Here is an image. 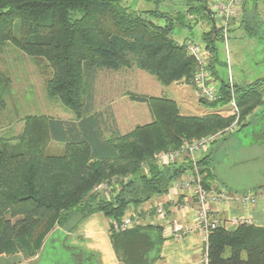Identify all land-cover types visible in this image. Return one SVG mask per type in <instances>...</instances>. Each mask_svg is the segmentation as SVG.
Wrapping results in <instances>:
<instances>
[{"label":"trees","instance_id":"obj_1","mask_svg":"<svg viewBox=\"0 0 264 264\" xmlns=\"http://www.w3.org/2000/svg\"><path fill=\"white\" fill-rule=\"evenodd\" d=\"M247 1H241L242 7ZM192 10L202 11L212 23L217 20L208 0ZM248 10L242 23L250 28L255 16ZM145 14L170 18V23L157 24ZM176 24L192 27L184 14L138 12L122 0H0V51L9 42L45 65L50 70L47 95L76 116L64 120L29 115L23 132L14 138L15 146L0 138V255L35 257L57 227L74 228L87 216L101 213L110 219V240L122 264H153L160 258L165 241L162 226L114 228L130 207L168 194L172 182L190 168L189 164L160 165L157 155L186 141L229 132L236 115H225L219 108L233 94L241 109L238 131L249 124L247 115L264 104V78L242 87L217 72L218 42L223 36L219 27L212 26L202 39L209 82L220 80L219 98L200 100L211 112L186 115L169 97L133 96L147 103L153 119L125 134L113 121L93 112L89 100L101 70L137 68L166 86L194 82L197 62L188 49L190 42L175 38ZM10 90L11 78L0 68V111L7 107L5 96ZM50 141L64 144V152L49 154ZM212 160L208 154L198 161L206 185L215 180ZM104 183L111 186L106 196L96 191ZM208 250L210 264H264V227L240 224L228 229L221 224L211 233Z\"/></svg>","mask_w":264,"mask_h":264},{"label":"rangeland","instance_id":"obj_2","mask_svg":"<svg viewBox=\"0 0 264 264\" xmlns=\"http://www.w3.org/2000/svg\"><path fill=\"white\" fill-rule=\"evenodd\" d=\"M201 2L202 0H122L123 5L138 12L158 10L172 16L184 14L186 24L192 27L176 24L175 38L180 43L192 42L204 49L206 44L202 39V33L210 30L213 25L209 16L204 15L202 11L192 10V7ZM208 5L211 8V0H208ZM211 10L216 18V12L212 8ZM239 13H242L240 6L237 15L232 19L231 26L235 25L234 21L240 17ZM144 16L160 25L170 23V18L149 14ZM231 30L232 27L229 29L227 44L224 38L218 42L220 62L216 70L222 79L246 87L251 84L247 82V78H250L253 72L264 71V60L257 65L254 62L261 52L264 55V36L260 34V37H254L259 44V47H256L248 43L246 38L250 37L243 35L244 30L236 29L232 32ZM19 33L20 23L16 21L15 34L19 35ZM0 68L11 78V90L5 96L7 107L0 111V138L11 140V146H15L14 138L23 132L26 116L46 115L64 120L76 118L59 99L47 95L45 85L50 70L48 71L45 65L26 55L12 43H6L0 51ZM219 82L220 80L213 81L215 88L218 87ZM151 95L176 100L181 112L186 115H204L211 112V109L200 100L202 98L207 101L213 100L202 96L194 82L173 83L166 86L159 83L154 76L137 68H123L116 72L99 71L94 80L93 97L89 100V105L93 112L101 114L106 121H109L107 118L112 112L116 114L121 129L128 132L136 125L149 123L153 119L147 103L133 96ZM219 110L225 115H233L231 101ZM239 110L240 117L241 109ZM247 121L249 124L241 130L232 128L223 136L205 145L203 154H200L201 157L208 154L212 156L211 170L215 178L214 182L224 183L222 185L226 186L231 194L255 193L264 186V104L247 115L245 122ZM47 152L62 154L64 145L50 141ZM105 222L108 224L107 218ZM240 224L251 223L241 221ZM68 229L67 224L52 231L46 237L38 254L39 260H32L30 264H95V261L83 262L76 255L85 251L82 247L71 243ZM13 255L9 257L29 259L22 253Z\"/></svg>","mask_w":264,"mask_h":264},{"label":"crops","instance_id":"obj_3","mask_svg":"<svg viewBox=\"0 0 264 264\" xmlns=\"http://www.w3.org/2000/svg\"><path fill=\"white\" fill-rule=\"evenodd\" d=\"M247 2L248 3L245 7H242V4L240 5L242 13H239L240 17L234 21L235 25L231 26V32L235 31L236 29H240L242 31L244 30L243 35L250 37L249 39L246 38L248 43L259 47V44L256 42V40H254V37H260V34L264 36V0H249ZM247 7L249 8L248 11H253V16H255V19L249 22L250 28L246 27V23H242L244 15L247 14L244 13ZM212 25L219 27L218 20L213 22ZM262 50L263 48H261V51ZM262 53L263 52H261V55L258 56L257 59H254L256 65L264 60V55ZM263 78L264 71L261 70L259 72H253L250 75V78H247V82L253 83ZM107 120H109L111 124L113 121L116 129H118L122 134L127 133L125 130L121 129L118 123L117 115L113 114V112L109 115ZM135 127L129 131L133 130ZM201 154H203V150ZM201 158L202 157L199 156V159ZM178 163L187 167L189 166L188 163L184 161H180ZM189 171L190 168H188L186 172ZM222 184L219 185L227 188ZM256 193L258 194L257 201L256 203L250 205H246L239 200L235 202L221 201L218 206L219 216L222 221L221 224L228 229H234L240 224L241 221H248L252 225L264 227V189ZM158 203H163L166 205L167 215L165 219H161L156 214H153V218L155 219V223L157 225L162 226L165 241L158 255L160 258L157 259L153 264H202L201 262L203 257L204 243L201 231L195 226V216L192 207L191 192L186 190L183 192L181 191L178 195H176L171 192V189H169V192L166 195L154 197L150 201L141 204L139 207H130L127 214L131 211L142 213L145 211V209L147 210ZM105 219V216L101 213H93L82 219L74 228L71 227L72 229H68L71 243L74 246L82 247V250L85 251V253L82 252L80 254H76L83 262L90 261L92 263L95 261V264H122L118 259L110 240V219L107 218L108 224H106ZM174 221L182 223L186 222L194 228V231L178 240H175L171 237V224ZM38 257L39 256L37 255L30 259H25L13 258L9 257V255H4L0 256V264H30L32 260L36 259L38 261Z\"/></svg>","mask_w":264,"mask_h":264},{"label":"built area","instance_id":"obj_4","mask_svg":"<svg viewBox=\"0 0 264 264\" xmlns=\"http://www.w3.org/2000/svg\"><path fill=\"white\" fill-rule=\"evenodd\" d=\"M211 8L216 12V18L220 21L219 28L222 31V36L225 43H228L229 29L231 28V21L237 15L241 0H211ZM188 49L195 57L198 69L194 75V83L202 96L210 100L219 98V93L214 84L210 83V72L207 69L208 58L204 49L199 45L190 42ZM233 105V114L236 115V120L230 127L236 128L240 110L238 104L233 97L231 99ZM220 135L206 136L193 141H186L184 144L175 150L164 151L157 155V162L160 165H169L184 161L190 165V171L185 172L172 183L171 192L178 195L181 191H190L192 196V207L195 216V226L202 233L204 243L202 264H210L208 242L211 233L221 225V218L219 216V203L221 201H241L246 205L254 204L257 201L258 194H231L227 188L220 186L218 183L206 185L204 174L201 172L199 166V156L203 147L211 143ZM110 185L104 183L96 188V191L103 194L110 190ZM106 196L107 194L104 193ZM153 214L159 218L165 219L167 215L166 205L158 203L155 206L145 209V211L135 212L131 211L121 221V223L114 222L116 230H128L139 225H157ZM241 223V222H240ZM195 228V229H196ZM194 228L188 223L174 221L171 224V237L175 240L182 238L193 232Z\"/></svg>","mask_w":264,"mask_h":264}]
</instances>
